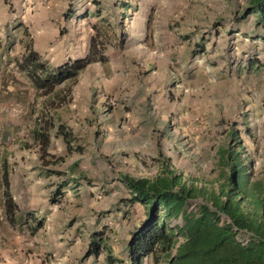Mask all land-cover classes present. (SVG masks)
<instances>
[{
	"label": "rangeland",
	"instance_id": "rangeland-1",
	"mask_svg": "<svg viewBox=\"0 0 264 264\" xmlns=\"http://www.w3.org/2000/svg\"><path fill=\"white\" fill-rule=\"evenodd\" d=\"M30 1L0 0V177L8 175L15 220L24 219L9 223L3 216L0 186V260L5 250L20 254L28 245L32 252L40 236L64 234L72 245L78 231L100 218L115 229L108 238L123 241L142 211L120 203L126 193L116 178L153 176L170 158L186 179L214 180L216 149L228 141L232 123L254 159V175L264 173V118L258 116L264 110V29L254 25L253 14L238 18L247 0H60L59 13L45 22ZM68 13L69 25L56 22ZM101 20L116 35L122 30L125 41L106 47L105 64L78 74L60 111L77 151L66 154L51 137L49 153L63 163L42 170L28 133L41 101L17 74L12 78L13 61L26 45L50 67L83 57L90 27ZM254 58L261 63L256 71L237 69ZM197 203L189 201L187 210ZM32 218L42 221L36 232L23 224ZM60 240L46 245L45 264H62ZM82 248L79 241L73 253Z\"/></svg>",
	"mask_w": 264,
	"mask_h": 264
},
{
	"label": "trees",
	"instance_id": "trees-1",
	"mask_svg": "<svg viewBox=\"0 0 264 264\" xmlns=\"http://www.w3.org/2000/svg\"><path fill=\"white\" fill-rule=\"evenodd\" d=\"M120 5L127 7L125 2ZM249 14L255 17L254 25L264 29V0H247L237 15L243 19ZM90 28L92 33L83 57L50 67L26 45L13 61L12 78L17 74L41 101L42 108L32 119L28 133L42 170L56 171L52 169L63 163V157L49 153L51 137L64 144L66 154L77 151L76 136L62 121L60 111L71 101L78 74L90 64H105L106 47L121 48L125 41L122 30L117 28L116 35L108 22L101 20ZM251 64L259 68L256 60H251ZM235 129L233 123L228 126V141L216 149L214 180L186 179L171 167L170 158L160 162L153 176L119 175L127 192L120 203L138 205L142 211L137 226L128 233L126 259L111 256L102 230L90 235L81 260L96 258L104 251L106 264H143L147 257L151 264H264V173L254 175V159ZM76 164L73 162L71 168ZM0 178L3 216L9 223L24 221L15 220L17 207L6 172ZM54 195L60 196V189ZM191 200L198 203L188 211ZM26 223L31 231L42 226V221L34 218L23 222Z\"/></svg>",
	"mask_w": 264,
	"mask_h": 264
},
{
	"label": "crops",
	"instance_id": "crops-1",
	"mask_svg": "<svg viewBox=\"0 0 264 264\" xmlns=\"http://www.w3.org/2000/svg\"><path fill=\"white\" fill-rule=\"evenodd\" d=\"M27 1L31 2L30 0H27ZM32 1L34 3L33 7L39 9L38 12H39V17H41V19H42L41 22H45L46 20L51 21L53 16H55L59 13L58 11H56V8L60 7V5H58V3H60V0H32ZM13 4H16V5L21 4V0H13ZM61 4H64V1ZM21 5H24V4H21ZM21 5H19V6H21ZM58 21H60L59 23H61L63 21V23H66L67 25H69L68 18H65V19L59 18L56 20V22H58ZM67 27L69 28V26H67ZM237 31H238V33H236L235 35H237V34L241 35L240 30H237ZM256 36H257V38L259 37L258 35H256ZM257 38H255V39H257ZM254 60H256V59L254 58ZM259 63H258V65L261 64V63L260 64ZM241 64H242L241 66H237V69L239 68L240 71H241V69H244L242 71L252 72V71H256V69H257V68L256 69L254 68L255 65H252L251 61L249 63L244 62ZM258 67H260V66H258ZM258 116H260V120H262L264 118V110H262V112ZM116 181H117L118 185H120L122 187V189H123L124 193H126L125 195L127 197V192L124 189V187L121 185V183L119 182L118 177L116 178ZM128 207H130V206H128ZM131 207H134V205ZM100 214L104 215L105 213H104V211H101V212H99V215ZM22 217H24V216L22 215ZM104 219L108 220L106 218V216H104ZM102 220H103V218L98 219L96 222L92 221L91 226L89 227V225H87L88 226L87 229H85V232H83L82 234H79L80 231H78L77 234L73 236V237H75V239H74V242L72 245H69V242L72 240L69 239V237H66V236L64 237V234L62 232L61 233L63 234V236L55 237L53 234H51V236H47V235L44 237L40 236L39 238H37V240L33 239V242L31 243V245L33 246V243H35L36 245L34 244V250L32 252H26L25 249L27 247H29L28 245H26V247L22 248L20 254L18 252L13 254L11 251H7V250L3 251L2 259L0 260V264H41V262H43V264H45L43 252L45 251L47 253L49 251L46 249V245H48V243H50L51 240L55 241L56 239H61L59 242L61 244L60 245L61 249H60L59 255L61 256V260L63 261V262H61L62 264H76V263H78V264H106L105 260H104L105 259V252L104 251H102V253H100L96 258L92 257V258H88L84 261L81 260V258L83 257V254L87 248V244H88L90 235L93 233L102 231V230H103L102 239L106 242V246H107V248H109L111 256H113L114 258H116L118 260L124 261L126 259V241H127V238L124 237L123 241H120L119 243H116V241H114V240L111 241V239L108 238L107 234L109 233V231L113 232L115 229L112 230L111 227L109 225H107V224H109V222H104ZM136 226H137V223L134 227H136ZM39 229H41V228H39ZM109 229H111V230H109ZM36 231L37 230H35V232ZM128 233H127V237H128ZM79 241L83 242V248L81 250V254L79 256H77L76 254L73 253V250H74L75 245H77L79 243ZM37 252H39L40 254H37ZM148 259H149V257L145 258L143 260V264H147ZM148 263L151 264L150 259H149Z\"/></svg>",
	"mask_w": 264,
	"mask_h": 264
}]
</instances>
